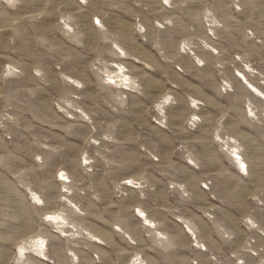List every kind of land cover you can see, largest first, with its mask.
Masks as SVG:
<instances>
[{
  "label": "rangeland",
  "instance_id": "obj_1",
  "mask_svg": "<svg viewBox=\"0 0 264 264\" xmlns=\"http://www.w3.org/2000/svg\"><path fill=\"white\" fill-rule=\"evenodd\" d=\"M0 264H264V0H0Z\"/></svg>",
  "mask_w": 264,
  "mask_h": 264
}]
</instances>
